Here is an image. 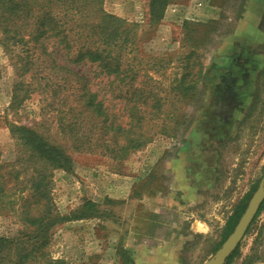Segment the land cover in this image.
Returning a JSON list of instances; mask_svg holds the SVG:
<instances>
[{
	"label": "rangeland",
	"instance_id": "obj_1",
	"mask_svg": "<svg viewBox=\"0 0 264 264\" xmlns=\"http://www.w3.org/2000/svg\"><path fill=\"white\" fill-rule=\"evenodd\" d=\"M165 1L103 0V10L135 33L144 63L156 67L140 80L148 74L169 90L162 95L167 102L162 120L153 126V141L123 159L68 149L57 131L56 112L48 106L51 98L38 90L36 79L20 77L14 54L0 44V160L10 195L0 214V237L31 232L19 220L22 206L32 203V168L20 169L23 150L10 132L16 125L64 145L72 158L70 169L52 172L59 215L68 217L87 201L100 209L96 218L68 219L55 227L44 250L49 259L206 264L222 248L226 222L236 206L249 203L264 177V0ZM193 49L200 55L194 73L202 69V80L196 98L181 102L170 89L181 75L178 55ZM77 72L110 111L125 112V102L114 99L106 86L112 78L88 64ZM30 81L36 92L11 110L14 85ZM122 119L128 122L127 113ZM237 250L232 264H264V209Z\"/></svg>",
	"mask_w": 264,
	"mask_h": 264
},
{
	"label": "trees",
	"instance_id": "obj_2",
	"mask_svg": "<svg viewBox=\"0 0 264 264\" xmlns=\"http://www.w3.org/2000/svg\"><path fill=\"white\" fill-rule=\"evenodd\" d=\"M162 1L165 0H152V5ZM102 5L103 0H0V44L14 54L20 77L36 79L38 90L51 98L48 106L56 112L57 131L67 139L68 149L123 159L153 141V126L162 120L167 102L162 95L169 90L148 74L144 81L140 80L142 73H149L150 66L151 71L156 67L148 60L144 63L131 27L106 13ZM178 56L181 75L170 90L182 102L198 95L202 69L194 73L200 58L196 49ZM87 64L112 78L106 86L114 99L125 102L127 123L122 119L126 113L110 111L87 78L77 72L79 66ZM31 81L14 85L11 110L21 107L36 92ZM10 132L23 150L25 160L18 162L20 169L26 165L32 168L28 181L32 203L24 204L19 213V220L31 232L20 237H0V264H62L44 253L52 230L68 219L96 218L99 205L87 201L68 217H61L50 186L53 171L70 169L72 165L67 148L30 127L11 125ZM2 170L0 160V214L10 196ZM20 174L15 172L13 179L19 181ZM257 188L258 184L248 198ZM247 206L246 201L236 206L223 229L222 242L233 233ZM263 209L264 202L256 217ZM238 254L236 249L226 264H232Z\"/></svg>",
	"mask_w": 264,
	"mask_h": 264
},
{
	"label": "water",
	"instance_id": "obj_3",
	"mask_svg": "<svg viewBox=\"0 0 264 264\" xmlns=\"http://www.w3.org/2000/svg\"><path fill=\"white\" fill-rule=\"evenodd\" d=\"M264 202V177L256 192L251 197L247 209L241 217L233 233L227 238L222 248L206 264H221L238 248L240 242L246 235L250 225L256 218Z\"/></svg>",
	"mask_w": 264,
	"mask_h": 264
},
{
	"label": "bare ground",
	"instance_id": "obj_4",
	"mask_svg": "<svg viewBox=\"0 0 264 264\" xmlns=\"http://www.w3.org/2000/svg\"><path fill=\"white\" fill-rule=\"evenodd\" d=\"M200 227H203L202 225H200Z\"/></svg>",
	"mask_w": 264,
	"mask_h": 264
}]
</instances>
